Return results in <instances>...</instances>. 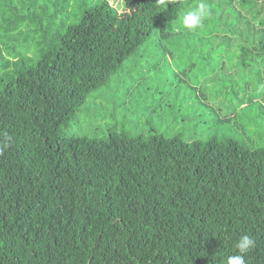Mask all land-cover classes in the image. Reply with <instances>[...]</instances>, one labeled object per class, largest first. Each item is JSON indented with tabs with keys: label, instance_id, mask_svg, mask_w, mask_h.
I'll return each instance as SVG.
<instances>
[{
	"label": "trees",
	"instance_id": "obj_1",
	"mask_svg": "<svg viewBox=\"0 0 264 264\" xmlns=\"http://www.w3.org/2000/svg\"><path fill=\"white\" fill-rule=\"evenodd\" d=\"M157 2L0 0V264H226L243 235L264 264V0H207L195 33L198 0ZM129 62L131 96L183 95L194 137L61 132Z\"/></svg>",
	"mask_w": 264,
	"mask_h": 264
},
{
	"label": "rangeland",
	"instance_id": "obj_2",
	"mask_svg": "<svg viewBox=\"0 0 264 264\" xmlns=\"http://www.w3.org/2000/svg\"><path fill=\"white\" fill-rule=\"evenodd\" d=\"M78 19H73V21ZM131 64L132 62H129L107 85L89 95L87 102L78 109L70 122L62 127L61 132L69 136L102 138L113 127H118L120 131H127L131 135L146 133L150 128L161 132L170 128L174 134L184 130L188 139L194 137L197 134V128L189 129L181 123L182 121L189 122L190 114L195 112L194 106L188 105L183 95L171 93L161 101L157 98L153 103V93H144L147 86L141 84L142 90L139 91V95L131 96L130 83L138 78L135 75L136 72L132 71ZM182 69L185 70L183 67ZM164 75H160V77L167 78ZM191 77L193 76L191 75ZM143 95L144 97H142ZM147 103L151 104L150 112L147 109L142 110ZM202 119H204L203 125L211 126L213 134H218L221 137L235 135L233 132L231 134L223 133L224 127V129L212 127L213 123L208 111L205 112ZM196 126L201 127L199 124ZM234 139L238 138L234 136ZM251 139L254 145L260 146L264 142V132H254L251 134Z\"/></svg>",
	"mask_w": 264,
	"mask_h": 264
},
{
	"label": "clouds",
	"instance_id": "obj_3",
	"mask_svg": "<svg viewBox=\"0 0 264 264\" xmlns=\"http://www.w3.org/2000/svg\"><path fill=\"white\" fill-rule=\"evenodd\" d=\"M113 10L117 15L126 12L124 0H112ZM161 7H168L170 0H158L156 3ZM183 7V6H182ZM186 11L179 14V25L191 32L201 31L204 28L205 21L211 16V9L207 0H198L197 3L186 6ZM11 136L6 137V141L0 144V150L10 146ZM256 247V241L250 235L241 236L235 243L234 248L237 254L229 255L226 258V264H245V256Z\"/></svg>",
	"mask_w": 264,
	"mask_h": 264
}]
</instances>
